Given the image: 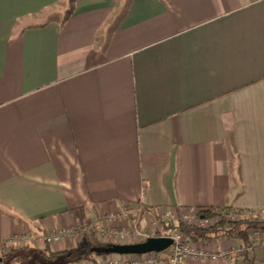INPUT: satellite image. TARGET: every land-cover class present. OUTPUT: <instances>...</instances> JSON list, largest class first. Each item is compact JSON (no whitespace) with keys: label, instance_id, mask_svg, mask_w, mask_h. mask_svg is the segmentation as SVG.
<instances>
[{"label":"crops","instance_id":"obj_1","mask_svg":"<svg viewBox=\"0 0 264 264\" xmlns=\"http://www.w3.org/2000/svg\"><path fill=\"white\" fill-rule=\"evenodd\" d=\"M69 7L0 0V257L128 208L264 210V0ZM191 240L230 254L185 264H264L236 234Z\"/></svg>","mask_w":264,"mask_h":264},{"label":"built area","instance_id":"obj_2","mask_svg":"<svg viewBox=\"0 0 264 264\" xmlns=\"http://www.w3.org/2000/svg\"><path fill=\"white\" fill-rule=\"evenodd\" d=\"M200 211L201 210H197L194 207L180 212L168 209L160 213L159 216L161 217V221L166 222V224H168L171 220L174 219L176 221H187L189 223L196 222L200 228L214 226L220 219L223 218L229 221H237L242 218H249L251 220L264 219V210L243 213L238 209H232L228 213H224L222 216L216 217H205L203 215L200 216ZM131 213V209H125L117 215H112L109 218V221L124 220L128 218ZM77 229L79 230L78 227L63 229L58 232H51L46 235H43L44 237H32L31 242L39 244L40 241L45 240V243H49L51 245L53 243L61 241L65 237L74 235V233L77 232ZM117 235H119L121 238H125V233H117ZM163 237L171 239L172 244L168 249L160 253H148L143 255H124L122 256L123 259L114 258L109 260L108 264H185L189 258L211 259L217 261L220 259H226L230 254V252L226 251H220L215 253L209 251L205 247L197 246L187 236H185L179 231H176L173 234H165ZM25 238H29V236L22 235L20 240H24ZM250 238L253 244H257L264 251L263 229L251 231ZM20 240L15 241V243L19 242Z\"/></svg>","mask_w":264,"mask_h":264},{"label":"rangeland","instance_id":"obj_3","mask_svg":"<svg viewBox=\"0 0 264 264\" xmlns=\"http://www.w3.org/2000/svg\"><path fill=\"white\" fill-rule=\"evenodd\" d=\"M132 213L131 215L124 219V220H115V221H108V223L104 226L91 227L89 224H84L77 229V232L74 233L71 237H76L78 239L85 238L88 242L86 245L83 244L80 246V251L84 250L85 254L82 255V257L88 258L87 254L90 253L89 248L92 247L95 244H104L106 247L116 245V244H136L146 241L148 238L151 237H160L159 235L163 234H173L176 232V230L171 232H165V227L167 225H175V224H184L187 226H196L199 227V225L196 222L189 223L187 221H176L171 220L168 224L166 222L161 221V217L158 215H147L142 214L139 215L138 212L135 209H131ZM181 232V231H179ZM117 233H125V238H121ZM185 236H187L190 240L192 239L187 233L181 232ZM29 238H25L24 240H20L22 236L14 237L12 243H10L7 250L3 253V259L4 264H8L11 258H15L17 254L23 255V248L28 246L31 250L36 249H42L49 243H45V240L40 241V243L37 245L36 243L31 242L32 235L27 234ZM44 237V236H43ZM18 238V239H17ZM20 240L19 242L15 243V241ZM192 241V240H191ZM60 242V241H59ZM43 244V245H41ZM40 245V246H39ZM43 246V247H42ZM42 247V248H41ZM80 251H77V253L74 254V256H79L81 253ZM30 253V252H28ZM15 256V257H14ZM123 259L122 255H110V256H94L93 258L87 259L88 263L91 264H108V261L111 259ZM23 259V258H22ZM85 260V259H84ZM42 261V260H41ZM60 261V260H59ZM57 261V263L59 262ZM63 261V260H62Z\"/></svg>","mask_w":264,"mask_h":264},{"label":"trees","instance_id":"obj_4","mask_svg":"<svg viewBox=\"0 0 264 264\" xmlns=\"http://www.w3.org/2000/svg\"><path fill=\"white\" fill-rule=\"evenodd\" d=\"M76 0H69V12L66 17L70 16V12L72 13L74 9V4ZM230 208H216V207H209L206 209H202L199 213V215H203L205 217H216V216H222L224 213H228ZM242 212V211H241ZM264 223V219H257V220H251L249 218H242L237 221H229L220 219L214 226H210L207 228H200L196 226H187L184 224H171L167 225L165 227V232L168 233L171 231H181L184 233H187L193 240H205V241H212V240H218L222 239L224 237H227L231 234H236L238 235L244 245L245 248H250L253 245L252 240L249 237V233L253 230H258L262 229V224ZM97 247H106L104 244H95L89 248L90 253L87 254L88 258L82 257L81 255L79 256H74L75 253H77L76 250L72 251H63V252H54L52 251L50 244L46 245L42 249H36V250H31L28 246L23 248V255L22 254H17L15 258L19 259H28L31 260L32 262L36 263H48V264H53L56 263L57 261H62L66 260L68 262H80L82 260H87L90 258H93L94 256H102L96 252H92L91 250L93 248ZM30 252V253H28ZM42 260V261H41Z\"/></svg>","mask_w":264,"mask_h":264},{"label":"water","instance_id":"obj_5","mask_svg":"<svg viewBox=\"0 0 264 264\" xmlns=\"http://www.w3.org/2000/svg\"><path fill=\"white\" fill-rule=\"evenodd\" d=\"M264 230V223L262 224ZM172 244V240L164 237L149 238L144 242L136 244H116L108 247H97L91 251L100 255L120 254V255H143L148 253H160L168 249ZM0 264H4V259L0 257Z\"/></svg>","mask_w":264,"mask_h":264}]
</instances>
